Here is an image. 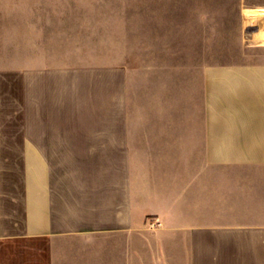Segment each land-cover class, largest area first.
I'll use <instances>...</instances> for the list:
<instances>
[{
  "label": "crops",
  "instance_id": "0c3cea01",
  "mask_svg": "<svg viewBox=\"0 0 264 264\" xmlns=\"http://www.w3.org/2000/svg\"><path fill=\"white\" fill-rule=\"evenodd\" d=\"M242 14L244 26L258 22L264 33V5ZM259 46L241 62L201 69L202 105L189 124L187 213L172 212L188 216V264H264ZM69 70L0 64V264H65L90 241L145 224L134 204L126 97L116 94L113 76L102 96L95 76L66 79Z\"/></svg>",
  "mask_w": 264,
  "mask_h": 264
},
{
  "label": "rangeland",
  "instance_id": "374dc122",
  "mask_svg": "<svg viewBox=\"0 0 264 264\" xmlns=\"http://www.w3.org/2000/svg\"><path fill=\"white\" fill-rule=\"evenodd\" d=\"M261 4L0 0L1 65L72 68L64 78L95 76L102 96L113 76L116 94L127 101L134 204L145 224L130 235L90 241L65 264H188V216L172 212L187 213L189 124L202 105L201 69L258 52L264 36L258 22L244 26L242 9ZM88 67L97 71H82Z\"/></svg>",
  "mask_w": 264,
  "mask_h": 264
},
{
  "label": "bare ground",
  "instance_id": "6f19581e",
  "mask_svg": "<svg viewBox=\"0 0 264 264\" xmlns=\"http://www.w3.org/2000/svg\"><path fill=\"white\" fill-rule=\"evenodd\" d=\"M259 10V9H258ZM262 16V15H261ZM259 18V17H258ZM256 20V19H255ZM249 22V21H248ZM263 22V21H262ZM264 24V23H263ZM264 32V31H263ZM262 35L264 36V33H262ZM258 37V36H257Z\"/></svg>",
  "mask_w": 264,
  "mask_h": 264
}]
</instances>
